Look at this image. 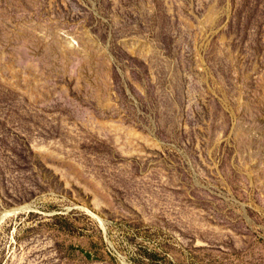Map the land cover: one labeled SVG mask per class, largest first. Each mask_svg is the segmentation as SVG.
I'll list each match as a JSON object with an SVG mask.
<instances>
[{
  "label": "rangeland",
  "instance_id": "obj_1",
  "mask_svg": "<svg viewBox=\"0 0 264 264\" xmlns=\"http://www.w3.org/2000/svg\"><path fill=\"white\" fill-rule=\"evenodd\" d=\"M0 264H264V0H0Z\"/></svg>",
  "mask_w": 264,
  "mask_h": 264
},
{
  "label": "bare ground",
  "instance_id": "obj_2",
  "mask_svg": "<svg viewBox=\"0 0 264 264\" xmlns=\"http://www.w3.org/2000/svg\"><path fill=\"white\" fill-rule=\"evenodd\" d=\"M89 212V211H88ZM90 213V212H89ZM92 215V214H91ZM95 217V216H94ZM104 229V228H103Z\"/></svg>",
  "mask_w": 264,
  "mask_h": 264
},
{
  "label": "water",
  "instance_id": "obj_3",
  "mask_svg": "<svg viewBox=\"0 0 264 264\" xmlns=\"http://www.w3.org/2000/svg\"><path fill=\"white\" fill-rule=\"evenodd\" d=\"M2 219H4V218H2Z\"/></svg>",
  "mask_w": 264,
  "mask_h": 264
}]
</instances>
